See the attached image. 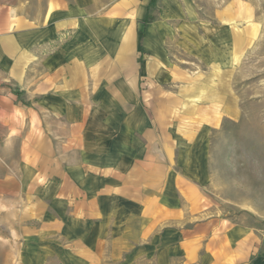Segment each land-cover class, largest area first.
<instances>
[{
  "label": "crops",
  "instance_id": "obj_1",
  "mask_svg": "<svg viewBox=\"0 0 264 264\" xmlns=\"http://www.w3.org/2000/svg\"><path fill=\"white\" fill-rule=\"evenodd\" d=\"M150 1L0 3L19 264H264V217L210 194L243 29Z\"/></svg>",
  "mask_w": 264,
  "mask_h": 264
},
{
  "label": "rangeland",
  "instance_id": "obj_2",
  "mask_svg": "<svg viewBox=\"0 0 264 264\" xmlns=\"http://www.w3.org/2000/svg\"><path fill=\"white\" fill-rule=\"evenodd\" d=\"M193 3L207 20L213 21L215 15L222 13L227 25L242 27L244 36V48L238 56L234 49L228 50V65L233 66L228 85L232 96L227 103L231 107L223 128L213 134L210 194L214 202L225 208L247 209L264 217V0H193ZM3 86L0 83V88ZM3 121L0 116V188L11 185V180L5 183L2 175L12 173V147L5 145L7 131ZM17 141L15 137V167L19 157ZM4 200L0 193V264H19L16 221L11 206Z\"/></svg>",
  "mask_w": 264,
  "mask_h": 264
},
{
  "label": "trees",
  "instance_id": "obj_3",
  "mask_svg": "<svg viewBox=\"0 0 264 264\" xmlns=\"http://www.w3.org/2000/svg\"><path fill=\"white\" fill-rule=\"evenodd\" d=\"M155 0H151L150 3H153Z\"/></svg>",
  "mask_w": 264,
  "mask_h": 264
}]
</instances>
